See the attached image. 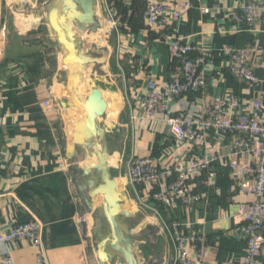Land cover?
<instances>
[{"label": "crops", "instance_id": "crops-1", "mask_svg": "<svg viewBox=\"0 0 264 264\" xmlns=\"http://www.w3.org/2000/svg\"><path fill=\"white\" fill-rule=\"evenodd\" d=\"M36 1L0 0V229L7 230L15 223L36 218L42 224L50 264H100L92 242L90 218L87 224L78 222L79 215L89 213L72 180L66 120L60 118L59 111L47 110L43 105L47 99L54 102L53 90L64 96L67 81L52 32L48 37L54 50L51 53L54 70L48 76L44 74L50 66L42 54L45 49L40 38L47 37V26H43L42 12L35 10ZM147 1H112L109 10L117 24L108 44L98 48L107 49L109 59L106 65L96 66L90 75L104 93L117 98V116H109L111 121L105 126L109 144L117 148L113 152L118 158V178L124 181L123 191L128 194L126 204H135L131 210V223L136 224L132 232L146 248V261L154 260V264L173 262V244L162 226L163 222L172 221L186 224L189 232L207 235L210 248L206 264H241L246 240L238 209L255 196L243 190L240 178L232 174L228 166L231 157L218 160L213 169L191 178L197 191L207 193L200 203L158 206L159 214L138 202L140 197L144 203L155 206L151 196L153 186L141 185L134 190L125 176L132 154L154 156L168 167L198 156H226L234 151L233 135L211 128L196 143L175 144L167 125L160 121L140 122L133 132L127 99L137 109L138 96L146 90L149 79H157L161 84L169 81L173 64L165 41L177 34L185 41L209 47L206 91H192L186 99L200 105L216 96L233 93L244 102L241 110L251 111L253 100L264 93V58L256 54L251 61L262 81L248 84L229 72L224 49L250 44L263 48L264 17L248 27L238 24L233 15L249 0H195V6L187 9L180 20L159 29L148 24ZM103 3L104 0H99L96 8L102 25L109 13ZM200 4L213 7V11L202 13ZM86 86L90 88L88 82ZM170 105L175 114L182 113L180 100L173 99ZM255 115L261 117L262 112ZM233 157L239 162H253L250 155ZM205 177L210 179L208 186L202 183ZM135 208L146 209L140 221L133 217ZM152 230L156 233L152 234ZM9 251L17 264H36L38 248L27 241L11 243ZM258 261L264 264V250Z\"/></svg>", "mask_w": 264, "mask_h": 264}, {"label": "built area", "instance_id": "built-area-1", "mask_svg": "<svg viewBox=\"0 0 264 264\" xmlns=\"http://www.w3.org/2000/svg\"><path fill=\"white\" fill-rule=\"evenodd\" d=\"M113 0H104L103 6L109 10ZM195 6V0H148L145 15L152 28H164L171 21H178L187 9ZM202 13L213 11V7L200 4ZM238 24L254 26L264 17V0H249L233 15ZM109 34L117 22L109 13L104 18ZM104 26V25H103ZM173 64L169 81L161 84L157 79L147 81L146 90L138 96L137 109L127 99L130 128L144 121H160L167 125L175 144H193L204 137L208 129L214 128L233 135V152L228 155L210 154L181 160L171 166H163L154 156L132 154L126 164V179L136 190L141 185H151L155 206L140 205L157 214V205L173 207L177 204L191 206L200 203L207 193L197 191L191 178L197 173L207 172L215 167L218 160L231 157L228 164L232 174L241 180V188L253 194L255 199L239 205L238 213L244 222L246 248L241 264H258L264 250V93L251 103V111H242L244 102L237 94L216 96L210 101L195 105L186 99L192 91L205 92L207 88V61L209 47L204 43L183 40L177 34L165 41ZM229 72L248 84L261 82L251 61L256 54L264 58V47L250 44L244 47H225ZM178 99L182 103V113L175 114L170 102ZM47 110L57 104L47 99L43 102ZM262 112V116L255 112ZM250 155L253 162L235 160L233 156ZM202 183L208 186L210 179ZM89 216L79 215L78 222L87 224ZM165 232L173 244L172 264H206L209 255V238L201 231H187L180 221L163 222ZM16 241H27L38 248L36 264H50L42 238V224L32 218L13 224L7 230L0 229V264H17L9 251V245Z\"/></svg>", "mask_w": 264, "mask_h": 264}, {"label": "water", "instance_id": "water-1", "mask_svg": "<svg viewBox=\"0 0 264 264\" xmlns=\"http://www.w3.org/2000/svg\"><path fill=\"white\" fill-rule=\"evenodd\" d=\"M98 4L99 0H37L35 10L42 12L43 26L50 29L56 48L63 54L61 62L65 65L69 94L63 93L60 104L63 107L77 104L85 110L84 118L74 123V144L67 150V158L81 203L88 213L95 207L97 224L92 227L91 237L98 261L100 264H154V260L146 261V248L132 232L135 224L130 220L131 211L122 208L128 194L118 190L116 179L120 172L109 161L110 153L117 148H112L107 138V122H104L107 101L103 90L89 74L84 77L81 73L91 64L104 66L109 59L107 49L90 52L79 36V30L96 34L102 28L96 13ZM83 78L90 84V92L82 91ZM79 155L85 156L84 163H79ZM99 195L102 199L95 203ZM104 220L108 221L109 229L105 238L101 232ZM151 233L156 232L152 230ZM147 244L153 246L151 241Z\"/></svg>", "mask_w": 264, "mask_h": 264}, {"label": "rangeland", "instance_id": "rangeland-1", "mask_svg": "<svg viewBox=\"0 0 264 264\" xmlns=\"http://www.w3.org/2000/svg\"><path fill=\"white\" fill-rule=\"evenodd\" d=\"M99 11V10H98ZM17 15V14H16ZM99 15H100V17H103V15L100 13V11H99ZM19 19H21V18H19ZM108 30V25L105 23L104 24V26H102V28L100 29V31L98 32V33H93V34H95L96 35V39L98 40V42H95L94 44H92L91 46H90V48L88 49V51H90V52H95V51H97V49L99 48V47H102V46H104V45H106V44H108V42H109V36L111 35V33L109 34V32L107 31ZM51 31L48 29V27H47V37L46 36H44V37H41L40 38V41L42 42V47H44V49H45V51H43V55H44V58L46 59V62H47V65H48V67L50 66V68L49 69H47V71L45 70L44 71V74L45 75H50L51 73H52V69H53V66H52V60H51V58H52V55H51V53H53V51L54 50H52L53 48L51 47V45L49 46V44H51V42L49 41V34L51 35V33H50ZM53 35V34H52ZM54 37V36H53ZM105 40L104 41V43H101L100 41H102V40ZM53 42V41H52ZM98 43V44H97ZM53 45V44H52ZM54 47H55V43H54ZM56 48V47H55ZM96 53V52H95ZM60 56V55H59ZM90 71H89V76L90 75H92V73H94L95 72V68H97L95 65H90ZM54 70V69H53ZM65 84V83H64ZM49 86L47 85V88H48ZM63 89V88H62ZM62 89H61V91H62ZM64 91V90H63ZM103 94H104V97H105V99H106V101H107V113L109 114V116H112V115H116L117 114V110H116V100H117V98L113 95V96H108L106 93H104V91H103ZM52 96H53V99H54V102L57 104V106L56 107H53V109H55V110H57V111H59V114H60V118L62 119V120H66V123H67V126H68V134H71V132L73 131V128H72V125H71V122L72 121H70L69 119H70V117L65 113H63V106H61V104H60V101H61V99L63 98V96H61V95H58V94H56V90H53V93H52ZM60 96V97H59ZM113 105V106H112ZM65 111V110H64ZM117 116V115H116ZM116 118V117H115ZM108 122L107 121V117H105V120H104V122ZM109 123V122H108ZM117 157V153H114L113 155H112V159H113V161H114V159ZM113 165L116 167V164L115 163H113ZM118 179V178H117ZM123 181V180H122ZM123 189H124V186H123ZM123 189H122V191H123ZM134 206H135V204H134ZM134 206H133V208H134ZM136 209V208H135ZM132 210V209H131ZM146 210V209H145ZM145 210H143V209H136V211L133 213V217H136V220H138V221H140L141 219H143V215H144V211ZM130 220H131V217H130ZM90 225H91V227H92V225H93V219H92V216L90 217ZM136 225V224H135ZM108 230H106V232H107Z\"/></svg>", "mask_w": 264, "mask_h": 264}, {"label": "bare ground", "instance_id": "bare-ground-1", "mask_svg": "<svg viewBox=\"0 0 264 264\" xmlns=\"http://www.w3.org/2000/svg\"><path fill=\"white\" fill-rule=\"evenodd\" d=\"M97 10V9H96ZM97 13V12H96ZM100 16V15H99ZM103 21V20H102ZM71 24V23H70ZM73 24V23H72ZM74 25V24H73ZM72 25V26H73ZM79 36H81L82 38H83V41H84V48L85 49H89L90 48V46L92 45V44H94L95 42H98V40L96 39V35L95 34H93V33H88V30H79ZM104 39L102 40V41H100L101 43H104ZM98 44V43H97ZM63 57V54H61L60 53V58H62ZM61 64H62V67H63V69L65 68V65L61 62ZM89 71H90V68L89 69H85V68H83L82 70H81V73H82V76H86L87 74H89ZM86 84H87V82H86V80H85V78H83V81H82V83H81V88H82V91L84 92H90V88L88 87V86H86ZM66 89H67V87H66ZM67 91V93L69 94V91L68 90H66ZM104 95V94H103ZM113 106V105H112ZM64 110H65V113L70 117V121H72L71 122V125H72V128H73V131L71 132V134H69V138H70V145L72 146L73 144H74V140H73V133H74V131H75V129H74V123H75V121L76 120H82L83 118H84V114H85V110L80 106V105H77V104H75L74 106H64ZM107 112V111H106ZM107 117V121L108 122H110L111 120L109 119V115H107L106 116ZM116 153V152H115ZM114 154V152L112 153H110V155H109V161H110V163H111V165L112 166H114L113 165V163H115L116 164V166H117V164H118V158L116 157L115 159H114V161H113V159H112V155ZM81 157H79V163H84L86 160H85V156L84 155H80ZM81 160H83V161H81ZM92 161V160H91ZM93 162V161H92ZM92 164V163H91ZM116 181H117V184H118V190L119 191H122V189H123V186H124V181H122V179H116ZM100 199H102V196L101 195H99V196H97V198L95 199V203H97V202H99V200ZM133 202V201H132ZM96 205V204H95ZM133 206H134V203H130V204H126V203H124L123 205H122V208H123V210L125 209V210H129V211H131V209H133ZM92 216V219H93V225H92V227H94V226H96V216H95V207H93V209H92V211H91V213H89V218ZM106 230H109L108 229V221L107 220H104L103 222H102V224H101V232H102V234H103V238H105L106 236H108L109 235V231H107L106 232ZM109 264H112V263H109Z\"/></svg>", "mask_w": 264, "mask_h": 264}, {"label": "trees", "instance_id": "trees-1", "mask_svg": "<svg viewBox=\"0 0 264 264\" xmlns=\"http://www.w3.org/2000/svg\"><path fill=\"white\" fill-rule=\"evenodd\" d=\"M113 1H115V0H113ZM110 4H112V2H111ZM157 206H159V205H157ZM165 207H166V206H165Z\"/></svg>", "mask_w": 264, "mask_h": 264}]
</instances>
